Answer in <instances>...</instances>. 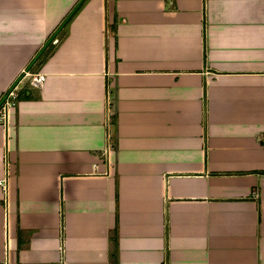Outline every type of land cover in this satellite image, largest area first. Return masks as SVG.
I'll list each match as a JSON object with an SVG mask.
<instances>
[{"label":"crops","instance_id":"0c3cea01","mask_svg":"<svg viewBox=\"0 0 264 264\" xmlns=\"http://www.w3.org/2000/svg\"><path fill=\"white\" fill-rule=\"evenodd\" d=\"M81 1L0 0V100ZM56 40L0 125V264H264V0H84Z\"/></svg>","mask_w":264,"mask_h":264},{"label":"built area","instance_id":"2783aa9c","mask_svg":"<svg viewBox=\"0 0 264 264\" xmlns=\"http://www.w3.org/2000/svg\"><path fill=\"white\" fill-rule=\"evenodd\" d=\"M23 79H27L28 82L31 85H41L44 81H45V76L37 74H29L26 73L23 76ZM22 79V80H23ZM21 80V81H22ZM21 82L10 92L7 93V98L4 101V103L0 106V125L5 126L7 124V120H8V115H9V111L10 109L13 108L14 106V101L18 98V93L21 90V86H20ZM109 111L107 109V116H106V125H108L109 122ZM107 140L108 142L110 141V136L107 135ZM0 188L5 192L7 187H6V183L3 181H0Z\"/></svg>","mask_w":264,"mask_h":264},{"label":"water","instance_id":"95a60500","mask_svg":"<svg viewBox=\"0 0 264 264\" xmlns=\"http://www.w3.org/2000/svg\"><path fill=\"white\" fill-rule=\"evenodd\" d=\"M81 3V2H80ZM80 3L72 10V12L65 18V20L61 23V25L57 28V30L54 32V34L47 40V42L42 46V48L39 50V52L36 54V56L33 58L29 66L26 68L25 73H29L31 68L38 62L42 54L46 51V49L51 45V44H56V37L58 34L61 32L63 27L67 24V22L70 20V18L74 15V13L77 11V9L80 6ZM23 79V77L18 78L12 86L9 88V91H12ZM7 98V94H5L1 100H0V106L4 103V101Z\"/></svg>","mask_w":264,"mask_h":264},{"label":"trees","instance_id":"16d2710c","mask_svg":"<svg viewBox=\"0 0 264 264\" xmlns=\"http://www.w3.org/2000/svg\"><path fill=\"white\" fill-rule=\"evenodd\" d=\"M83 1H84V0L81 1V4H82ZM114 30H115V28H114V26H112V27L110 28V31H111V32H114Z\"/></svg>","mask_w":264,"mask_h":264}]
</instances>
